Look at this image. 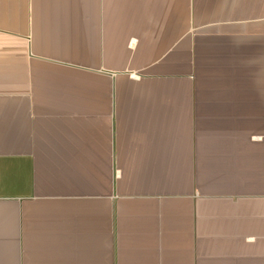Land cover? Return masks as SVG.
Listing matches in <instances>:
<instances>
[{
    "label": "crops",
    "instance_id": "0c3cea01",
    "mask_svg": "<svg viewBox=\"0 0 264 264\" xmlns=\"http://www.w3.org/2000/svg\"><path fill=\"white\" fill-rule=\"evenodd\" d=\"M0 264H264V0H0Z\"/></svg>",
    "mask_w": 264,
    "mask_h": 264
}]
</instances>
